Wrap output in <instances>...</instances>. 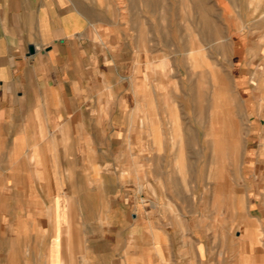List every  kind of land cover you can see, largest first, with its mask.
<instances>
[{
    "label": "crops",
    "instance_id": "obj_1",
    "mask_svg": "<svg viewBox=\"0 0 264 264\" xmlns=\"http://www.w3.org/2000/svg\"><path fill=\"white\" fill-rule=\"evenodd\" d=\"M144 47L92 0H0V264H264V69L241 173L173 172Z\"/></svg>",
    "mask_w": 264,
    "mask_h": 264
},
{
    "label": "rangeland",
    "instance_id": "obj_2",
    "mask_svg": "<svg viewBox=\"0 0 264 264\" xmlns=\"http://www.w3.org/2000/svg\"><path fill=\"white\" fill-rule=\"evenodd\" d=\"M92 2L155 52L154 141L161 154L170 146L173 172L241 173L249 109L260 105L253 83L264 69V0Z\"/></svg>",
    "mask_w": 264,
    "mask_h": 264
},
{
    "label": "bare ground",
    "instance_id": "obj_3",
    "mask_svg": "<svg viewBox=\"0 0 264 264\" xmlns=\"http://www.w3.org/2000/svg\"><path fill=\"white\" fill-rule=\"evenodd\" d=\"M146 1H147V0H146ZM194 4H195V3H194ZM197 6H198V7H201V5H200L199 3H197ZM197 20H198V19H197ZM203 20H204V19H203ZM204 21H205V20H204ZM200 23H201V22H200ZM205 23H206V27H207L208 24H207L206 21H205ZM211 24H212V23H211ZM209 27H210V26H209ZM204 29H205V28H204ZM211 29H212V28H211ZM197 31H198V30H197ZM200 31H201V30H200ZM202 31L205 32L203 29H202ZM202 31H201V32H202ZM198 33H199V32H198ZM208 33H209V32H208ZM201 34H202V33H201ZM204 34H206V33H204ZM204 34H203V35H204ZM218 34H219V33H218ZM219 35H220V34H219ZM215 36H216V35H215ZM213 38H214V37H213ZM216 39H217V38H216ZM179 44H180V43H179ZM204 73H205V72H204ZM204 73L202 72L201 75L204 76V75H205ZM215 74L217 75L218 73H215ZM219 77H221V75H219ZM217 78H218V77H217ZM221 78H222V77H221ZM221 78H220V79H221ZM207 79H210V78H207ZM218 79H219V78H218ZM201 80H203V79L201 78ZM203 81H204V80H203ZM222 81H223V79H222ZM215 83H216V82H215ZM220 83H221V81H220ZM207 84H208V83H207ZM217 84H218V83H217ZM199 87H200V85H199ZM213 87H214V86H213ZM196 89H197V88H196ZM189 90H190V88H189ZM197 90H198V92H199V93H197V94H198V95H197V98H199L198 100H201V97H202L201 94H202V92H200V90H202V89L200 88V90H199V89H197ZM190 91H191V90H190ZM190 91H189V92H190ZM192 92H193V94L195 93V91H193V90H192ZM196 92H197V91H196ZM190 93H191V92H190ZM190 93H189V94H190ZM204 93H205V92H204ZM218 93H219V92H218ZM216 94H217V93H216ZM195 95H196V94H195ZM195 95H193L194 98H195ZM199 95H200L201 97H200ZM190 96H191V95H190ZM213 97H214V96H213ZM197 98H196V99H197ZM200 102H201V101H200ZM202 102H203V101H202ZM202 102H201V103H202ZM197 103H198V102H197ZM197 103H195V104H197ZM185 104H186V103H185ZM198 104H199V103H198ZM198 104H197V105H198ZM198 107H199V109H198L199 112H202V109H203V111H204V108H201V104H200V106H198ZM202 107H204V106H202ZM211 109H212V108H211ZM213 111H214V110H213ZM213 111H212V112H213ZM212 112H211V113H212ZM200 114H201V113H200ZM193 118H194V117H193ZM210 119H211V118H210ZM194 133H195V132H194ZM182 136H183V135H182ZM218 138H219V137H218ZM199 139H200V137H199ZM187 144H188V143H187Z\"/></svg>",
    "mask_w": 264,
    "mask_h": 264
},
{
    "label": "water",
    "instance_id": "obj_4",
    "mask_svg": "<svg viewBox=\"0 0 264 264\" xmlns=\"http://www.w3.org/2000/svg\"><path fill=\"white\" fill-rule=\"evenodd\" d=\"M34 51H35L34 46H30V52H31V53H34Z\"/></svg>",
    "mask_w": 264,
    "mask_h": 264
}]
</instances>
